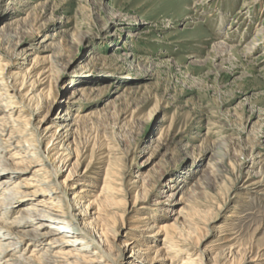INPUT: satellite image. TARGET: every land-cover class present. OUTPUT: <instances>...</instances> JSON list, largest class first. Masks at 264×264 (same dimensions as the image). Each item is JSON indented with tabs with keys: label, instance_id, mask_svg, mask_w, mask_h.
I'll return each mask as SVG.
<instances>
[{
	"label": "rangeland",
	"instance_id": "rangeland-1",
	"mask_svg": "<svg viewBox=\"0 0 264 264\" xmlns=\"http://www.w3.org/2000/svg\"><path fill=\"white\" fill-rule=\"evenodd\" d=\"M260 26L264 0H0L1 95L115 264L149 242V264H264Z\"/></svg>",
	"mask_w": 264,
	"mask_h": 264
},
{
	"label": "bare ground",
	"instance_id": "bare-ground-1",
	"mask_svg": "<svg viewBox=\"0 0 264 264\" xmlns=\"http://www.w3.org/2000/svg\"><path fill=\"white\" fill-rule=\"evenodd\" d=\"M257 31L264 36V27L260 26ZM252 42L254 45L258 40L255 38ZM2 75L0 68V84L4 83ZM6 92L1 95L0 91V264H107L106 261L115 264L104 246L102 234L91 220L85 219H94L96 209L90 208L92 204H82L80 212L75 213L79 205L63 201L65 196L58 192L61 185L56 180L57 168L51 149H39L41 141L32 132L29 119L19 114L21 110L28 112L27 109L16 105L10 100L13 95ZM31 115L28 112V117ZM73 126L71 119L66 118L53 127L52 136L63 130L67 137L71 136ZM182 189L170 195L179 194V204L185 198ZM82 192L80 188L78 193ZM138 217V223L147 219ZM146 226L155 227L152 223ZM156 230L167 233L164 238H171L174 243L182 241L173 223L159 225ZM145 245L146 255L134 246L125 264L154 261L155 246L151 242ZM90 247H97V259L86 256Z\"/></svg>",
	"mask_w": 264,
	"mask_h": 264
}]
</instances>
